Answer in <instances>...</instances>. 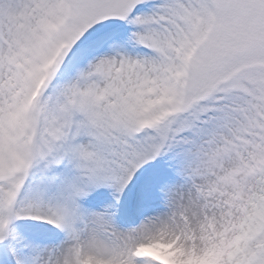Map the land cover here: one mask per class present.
<instances>
[{
  "label": "snow or ice",
  "instance_id": "1",
  "mask_svg": "<svg viewBox=\"0 0 264 264\" xmlns=\"http://www.w3.org/2000/svg\"><path fill=\"white\" fill-rule=\"evenodd\" d=\"M0 264H264V0H0Z\"/></svg>",
  "mask_w": 264,
  "mask_h": 264
}]
</instances>
